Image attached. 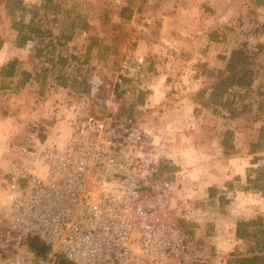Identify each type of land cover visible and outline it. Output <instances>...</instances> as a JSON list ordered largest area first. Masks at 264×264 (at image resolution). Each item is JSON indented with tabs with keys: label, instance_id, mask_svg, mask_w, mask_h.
<instances>
[{
	"label": "rangeland",
	"instance_id": "rangeland-1",
	"mask_svg": "<svg viewBox=\"0 0 264 264\" xmlns=\"http://www.w3.org/2000/svg\"><path fill=\"white\" fill-rule=\"evenodd\" d=\"M22 1L25 12L13 9L10 0H0V61L8 57L5 65L15 59L18 75L16 86L11 85L9 78L0 79V110L5 113H0V163L6 166L9 136L22 123L36 124L48 143L64 144L73 133V105L86 89L87 81L93 76L111 80L121 59L133 61L135 57V37L143 31L137 27L151 26L154 37L159 36L160 40L163 37L162 40L170 42L169 47L172 45L170 53L159 48L162 53L155 55L159 58L156 75L172 74L168 77L171 84L167 95L162 101L152 103V109L146 107V111H140V105L151 104L146 91H142L147 82L144 69L151 73L144 59L140 81H126L122 88L119 113L140 118L159 130L155 133L158 134L155 143L161 152L163 171L179 181L172 213L182 231L194 241L197 264H226L231 254H245L249 247H254V239L236 238L237 224L257 218L264 224V219L243 210L246 203L244 199H237L235 190H253V184L244 180V176H264L261 171L264 169V131L259 137L260 127L264 125V0H242L238 15L236 11L233 13L232 4L224 0H210L208 4L212 7H201L199 0H186L187 18L174 23L170 36H162L158 21L150 25L143 23L144 18L140 17L130 27L118 20L122 8L124 17H131L134 11L142 15V0H52L54 7L46 11L39 8L44 1ZM34 12L36 20L47 17L42 28L50 30L51 34L18 48L12 20L23 15L27 21ZM89 14H93L90 19ZM80 31L87 33L81 45L91 50L85 57L83 53L73 54L65 49ZM63 32L70 40L60 39ZM210 42L226 53L246 43L252 63L250 87H234L224 95L234 99L233 110L238 113L237 117H231L217 101L213 103L209 99L218 73L223 72L217 67H206L203 61ZM166 44L168 42L163 41L162 45ZM47 54L50 57L47 58ZM42 57L47 59L41 61ZM164 64L168 65V70L163 69ZM22 68L33 71L32 79L36 81L31 82L27 91L24 86L31 74L21 86L22 72H25L20 70ZM63 87H69L71 93ZM203 90L204 95L198 96ZM206 93L209 94L206 96ZM181 97L187 99L179 100ZM49 99L52 107L46 117H40L41 122L30 117L40 106L46 109ZM59 100L65 102L61 103V110L57 107ZM56 111L64 113L56 118ZM43 120L49 125L64 120L67 125L64 123L65 127L50 131ZM225 132L229 133L226 137ZM224 137L226 143L222 146ZM253 158H258L255 164H251ZM0 202H5L1 189ZM2 253L4 261L0 264L8 260V255Z\"/></svg>",
	"mask_w": 264,
	"mask_h": 264
},
{
	"label": "built area",
	"instance_id": "built-area-1",
	"mask_svg": "<svg viewBox=\"0 0 264 264\" xmlns=\"http://www.w3.org/2000/svg\"><path fill=\"white\" fill-rule=\"evenodd\" d=\"M143 65V56L123 58L111 80L89 79L64 144L48 143L29 122L10 134L0 180L4 264L198 263L172 213L179 181L163 171L159 130L119 113L122 88L140 81ZM31 241L44 257L29 253Z\"/></svg>",
	"mask_w": 264,
	"mask_h": 264
},
{
	"label": "crops",
	"instance_id": "crops-1",
	"mask_svg": "<svg viewBox=\"0 0 264 264\" xmlns=\"http://www.w3.org/2000/svg\"><path fill=\"white\" fill-rule=\"evenodd\" d=\"M186 0H142L143 2V6H144V12L141 14H137L136 11H134V13H132L133 15L131 17H128V19L126 17H118L119 21H122V23L129 25L130 27H132L133 25L136 24L137 20H140V17L144 18L142 20L143 23H150V25L154 24V22L158 21L161 25V28L158 27V29H161V34L162 36H170L171 35V28L174 25V23L178 20H186L187 18V13H188V6H186L185 2ZM200 2H198V5H201V7L204 5H208L210 6L208 3H210V0H199ZM226 1V3H228V5L231 3L232 4V10L233 13H237V15L239 14V7L241 5L242 0H224ZM83 2V1H82ZM223 2V1H221ZM203 3V4H201ZM154 5V6H153ZM227 8V6H226ZM93 16V14H89V19ZM87 19V21L89 22L90 20ZM121 23V22H120ZM140 29H143L142 32H138L135 38L136 39V45L135 47H133V53H135V56H143L144 59L147 62V65H149L148 69L150 70L148 73L147 68L144 69V72H147V79L144 84V86L142 87V91H146V96H147V101H149L151 104L148 106L147 103L145 102V105H140V111H146V107H150L151 109L153 108L152 103H155L156 100L162 101L166 95L167 92L166 90L168 89V85L171 84L169 82L168 77L172 76V74L163 72L161 74H157L158 72V68L159 65L156 63L157 60L159 58H155V55L158 53H162V51H164V53L169 52L170 53V48L172 47V45L169 47V41L168 40H162L163 37H161L162 39L160 40L159 36L154 37L151 34V31L154 29L151 28V26L149 27H137ZM151 29V31H150ZM141 31V30H140ZM166 31V32H165ZM160 32V30H159ZM87 35V33L85 31H80L78 37L76 35V39H72L71 41H69L66 44V51H70L73 54H77L79 53L80 55L83 53L84 57L87 56L88 54H90L91 50L90 47H86L83 44L81 45V43L83 42V39H85L84 37ZM135 35V33H134ZM167 43L166 45H162V43ZM216 44H214V42H210V45L207 49V51L204 53L205 57L203 58L206 62V67H217L218 69L224 70L227 59L230 55V52L232 50V48H230L228 50V52L226 53L221 52L222 47L219 46H215ZM5 46V45H4ZM5 49L7 48V46L4 47ZM159 48L162 50L159 51ZM224 49V48H223ZM1 56V55H0ZM222 56V57H220ZM7 60L9 59L8 57L6 58ZM6 59H2L0 61V67L4 65L5 60ZM156 68V70L153 71V68ZM164 70H168V65L164 64L163 67ZM21 71H25L29 74H31V78L28 81V83L25 84L24 88L25 91H27L29 88V86H31V82H35V80H33L32 78L34 77V73L33 71H31L28 68H22L20 69ZM146 70V71H145ZM19 71V70H18ZM19 74V73H18ZM11 81V85L12 86H16L17 85V80H18V75H17V71L16 74L14 75V77L9 78ZM64 91H67V93H71L69 87H63L62 88ZM206 92H209V89L206 90ZM209 93H206V96ZM65 96V95H64ZM173 97H175L173 95ZM187 98L181 97L179 100H185ZM51 99H49L47 101V108L44 109L43 106H40V108H37L35 110H33L34 112L32 113V115L30 117H33L34 119H39L38 121L41 122V118L40 117H46V113H48L49 109L52 107L51 106ZM61 103H65L63 100H59V104L57 105V107H59V109H63V105L61 106ZM1 104V102H0ZM142 109V110H141ZM51 113H53V111H50ZM49 112V113H50ZM60 113H64L63 111H56V118H58L60 116ZM48 116V114H47ZM66 116V115H65ZM0 120H1V116H0ZM3 121V120H2ZM44 123V125L47 126V128H49V130H53L55 128L58 127H65V125H63L65 123V121H61V122H56L55 124L49 125V123H46L44 120L42 121ZM62 123V124H61ZM66 124V123H65ZM67 125V124H66ZM5 131V130H4ZM220 144V143H218ZM256 155V154H255ZM4 165L2 163H0V168L3 167ZM6 166L3 167V172L5 170ZM3 172L0 174V180H1V176L3 174ZM239 174V173H238ZM238 174H236L238 176ZM247 177L250 178L251 180H255V178H252V176H244V180L247 181ZM251 184V183H250ZM1 189V186H0ZM2 190V189H1ZM237 194V199L241 200L244 199V203H246V206L243 208L247 209L248 212L252 213V215H257L259 217H261L262 219H264V197L261 195L260 192H256L254 189L251 190L250 188L245 189L244 191H236ZM251 216H249L250 218Z\"/></svg>",
	"mask_w": 264,
	"mask_h": 264
},
{
	"label": "trees",
	"instance_id": "trees-1",
	"mask_svg": "<svg viewBox=\"0 0 264 264\" xmlns=\"http://www.w3.org/2000/svg\"><path fill=\"white\" fill-rule=\"evenodd\" d=\"M12 2L13 9H18L20 12L26 11V6L23 4L22 0H10ZM44 4L40 5L39 8L42 10H51L54 7L52 0H41ZM35 10H38L35 8ZM54 10V9H53ZM125 9H121L120 17H124ZM36 12L31 14L30 18L26 21L24 16L21 15L19 18H14L12 20L11 28L16 32V47L22 48L28 42H32L35 39H43L47 35L51 34L50 30L42 28V23L47 20V17L40 18L36 20ZM128 19V17H126ZM70 40V36L64 35V32L60 34V39ZM249 52L246 50V43L237 45L232 48L230 55L227 59L225 68L223 72L218 73V79L212 85V89L209 94V99L211 102L215 103L217 101L218 105L228 111L231 117H237L238 113L233 110L235 106V101L233 98L225 97L229 89L237 88H249L251 83V62L249 61ZM16 60L7 62L5 65L0 67V79L11 78L16 74ZM22 82L20 85L25 84L30 74L27 72H22ZM264 77V75H263ZM204 90L199 92L197 95H204ZM226 93V94H225ZM235 95L232 93V96ZM260 105V104H259ZM262 106L260 105L258 110ZM1 114H5L0 110ZM264 131V125L260 127V135ZM229 135L225 132L224 136ZM225 136V137H226ZM222 140V146H225L226 140ZM258 158H253L251 164H255ZM264 172V169L261 170ZM260 173V170H257ZM249 176V175H248ZM248 183L253 184V189L257 190L264 197V176L258 175L255 180H251L247 177ZM211 191V190H209ZM213 194H210L212 196ZM249 228V230H248ZM236 238L238 239H254L255 246L249 247L245 254H231L230 258L227 260L226 264H264V224L260 218L256 220H248L238 222L236 228ZM29 253L34 257H44L46 253V248L37 241H31L29 243ZM52 262L54 264H72L65 260L64 258L54 257Z\"/></svg>",
	"mask_w": 264,
	"mask_h": 264
},
{
	"label": "water",
	"instance_id": "water-1",
	"mask_svg": "<svg viewBox=\"0 0 264 264\" xmlns=\"http://www.w3.org/2000/svg\"><path fill=\"white\" fill-rule=\"evenodd\" d=\"M1 259H2V256H1V254H0V261H1Z\"/></svg>",
	"mask_w": 264,
	"mask_h": 264
}]
</instances>
